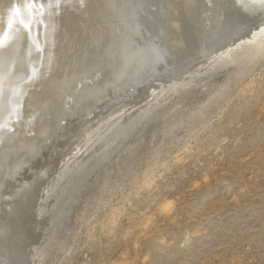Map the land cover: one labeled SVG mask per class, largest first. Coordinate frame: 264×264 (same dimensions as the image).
Listing matches in <instances>:
<instances>
[{
    "label": "bare ground",
    "instance_id": "1",
    "mask_svg": "<svg viewBox=\"0 0 264 264\" xmlns=\"http://www.w3.org/2000/svg\"><path fill=\"white\" fill-rule=\"evenodd\" d=\"M40 2L47 6L49 0ZM52 2L0 57V124L6 125L0 129V264H43L47 248L37 253L31 234L47 212L65 226L67 207L108 156L109 135L129 124L147 125L171 101L160 114L163 125L171 123L161 124L162 132L160 126L153 130L171 137L184 125L176 111L181 96L171 98L226 71L197 109L183 113L186 118L179 115L184 123H199L264 57V0H60L59 7ZM14 5L20 0H0V19L6 21ZM55 158L59 171L50 163ZM157 161L138 178L145 189L152 186ZM75 183L80 185L75 193L69 189L74 194L63 204L66 186ZM58 234L57 229L52 238Z\"/></svg>",
    "mask_w": 264,
    "mask_h": 264
},
{
    "label": "rangeland",
    "instance_id": "2",
    "mask_svg": "<svg viewBox=\"0 0 264 264\" xmlns=\"http://www.w3.org/2000/svg\"><path fill=\"white\" fill-rule=\"evenodd\" d=\"M225 75L209 74L188 94L171 98L181 96L176 111L187 116L197 109ZM230 92L199 123H184L186 116L178 114L184 125L167 138L153 131L160 126L162 132L171 123L162 124L161 115L171 101L163 104L166 108L162 105L153 114L150 128L149 123L139 128L106 165L94 168L85 193L67 207L65 226L57 224L53 212L45 213L31 234L37 253L47 248L43 264H264V57ZM95 153L92 159L99 157L100 152ZM154 161L161 164L151 176L152 186L148 188L149 181L145 189L139 180ZM71 185L65 189L75 193L80 184ZM70 190L63 204L74 194ZM54 191L46 205L54 200ZM60 227L66 228L61 232ZM57 229L56 240L52 236Z\"/></svg>",
    "mask_w": 264,
    "mask_h": 264
},
{
    "label": "snow or ice",
    "instance_id": "3",
    "mask_svg": "<svg viewBox=\"0 0 264 264\" xmlns=\"http://www.w3.org/2000/svg\"><path fill=\"white\" fill-rule=\"evenodd\" d=\"M59 5L60 0H55V6L59 7ZM45 7H53L52 0H49L47 6L42 4L40 0H20V6L11 8L6 21L0 19V57H2L6 49L11 47L21 28L30 30L32 24L44 15ZM39 22L43 23V20H39ZM37 50H39L38 46ZM0 67H2V64H0ZM3 100V78L0 77V108L3 106ZM9 115L15 116L16 108H11ZM4 127L6 125L0 124V129Z\"/></svg>",
    "mask_w": 264,
    "mask_h": 264
},
{
    "label": "water",
    "instance_id": "4",
    "mask_svg": "<svg viewBox=\"0 0 264 264\" xmlns=\"http://www.w3.org/2000/svg\"><path fill=\"white\" fill-rule=\"evenodd\" d=\"M15 6V5H14ZM12 123V122H11ZM144 124H140V123H133V124H129L127 125L125 128L121 129V132H114L113 134L109 135V136H113L112 139L113 141L111 142L112 144H110V146L107 148V152H108V156L105 160H103V164L106 165L107 161L110 158V155L114 154L115 151L122 146L131 136L134 132L138 131L139 128H141L140 130H143V126ZM146 126V125H144ZM150 128V125L147 126V129ZM108 136V137H109ZM108 139V138H107ZM104 142V141H103Z\"/></svg>",
    "mask_w": 264,
    "mask_h": 264
}]
</instances>
